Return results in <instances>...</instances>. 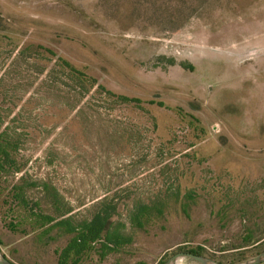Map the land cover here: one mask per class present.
<instances>
[{
  "label": "rangeland",
  "instance_id": "1",
  "mask_svg": "<svg viewBox=\"0 0 264 264\" xmlns=\"http://www.w3.org/2000/svg\"><path fill=\"white\" fill-rule=\"evenodd\" d=\"M0 138L13 264H58L73 234L45 219L98 213L121 245L81 264L257 257L264 0H0Z\"/></svg>",
  "mask_w": 264,
  "mask_h": 264
},
{
  "label": "trees",
  "instance_id": "2",
  "mask_svg": "<svg viewBox=\"0 0 264 264\" xmlns=\"http://www.w3.org/2000/svg\"><path fill=\"white\" fill-rule=\"evenodd\" d=\"M182 67L185 68L183 65ZM109 95L116 98L121 103H140L139 99L117 96L110 92ZM15 164L16 162L11 158L9 147L0 138V171L6 170V166L12 167L15 166ZM145 215L146 214H144V216ZM141 216L142 215L135 217V224H141ZM52 224L61 227L69 234H73V237L71 238L67 246L59 252L58 264H81V262L84 260V257L93 252L94 247L99 243L104 244V247L106 249V252L103 253V257L107 254V250L112 251L115 248H119V246L121 245L120 241L122 237L119 236L117 231L110 232L108 228L109 217L106 213H98L89 222H85L77 227L71 223V220L57 221L52 217H47L43 225L48 226ZM8 228L10 230H14L16 227L15 225L10 223L8 224ZM263 244L264 238L261 240L259 239L254 243V248L260 249ZM186 253L204 256L203 253L197 249L186 251ZM232 257L233 258L229 261V264H238V262L244 260L237 255H233ZM221 263H223L222 260Z\"/></svg>",
  "mask_w": 264,
  "mask_h": 264
},
{
  "label": "water",
  "instance_id": "3",
  "mask_svg": "<svg viewBox=\"0 0 264 264\" xmlns=\"http://www.w3.org/2000/svg\"><path fill=\"white\" fill-rule=\"evenodd\" d=\"M183 259H188L191 262H197L199 264H225V263H220L217 261H214L208 257L204 256H198L192 253H186V252H179L175 254L171 259H169L165 264H178L179 261ZM0 264H13L6 258L0 257ZM238 264H264V253L258 255L257 257L247 260L242 263Z\"/></svg>",
  "mask_w": 264,
  "mask_h": 264
}]
</instances>
